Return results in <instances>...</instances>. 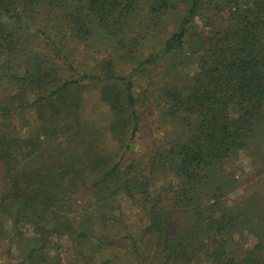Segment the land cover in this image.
Segmentation results:
<instances>
[{
    "label": "trees",
    "instance_id": "trees-1",
    "mask_svg": "<svg viewBox=\"0 0 264 264\" xmlns=\"http://www.w3.org/2000/svg\"><path fill=\"white\" fill-rule=\"evenodd\" d=\"M180 1L0 0L1 256L264 264V0ZM187 53L186 81L152 78ZM91 97L103 124L84 114ZM150 105L168 137L136 155ZM244 150L260 160L259 188L227 204Z\"/></svg>",
    "mask_w": 264,
    "mask_h": 264
},
{
    "label": "rangeland",
    "instance_id": "rangeland-1",
    "mask_svg": "<svg viewBox=\"0 0 264 264\" xmlns=\"http://www.w3.org/2000/svg\"><path fill=\"white\" fill-rule=\"evenodd\" d=\"M187 0L180 1L181 8H184L185 3ZM185 2V3H184ZM172 25H168V28H171ZM169 33V32H167ZM168 61L160 60L159 63L152 68L150 71V74L152 75V78H155L157 82L161 81L162 79H168L169 82L175 83V82H183L186 81V77L191 75L193 71H195L197 67V57L195 55H188L186 54V57L176 56L174 60V66L175 68H171L168 64ZM172 63V62H171ZM165 76H167L165 78ZM146 77H141V89L143 87H146L144 85H148V81L146 83ZM162 80V81H163ZM156 82V83H157ZM151 89L152 86L150 87ZM153 94H156L155 92ZM95 97H91V99L86 103V105L83 106L84 108V114L85 116H89L90 119L96 120L99 124H103L105 116H107V107L102 105L101 103H98L94 99ZM95 104H97L95 106ZM83 113V112H82ZM158 107L156 105H150L145 109L144 119L145 122L142 123L139 133L137 134V137L133 140L132 148L134 153L136 155L140 154L142 149L145 147V143L149 140V138L155 142L157 138H164L168 137L166 133L164 132V129L161 128V126L158 123ZM26 114V116L29 118V121L35 122L36 114L35 112L30 113H22L21 116ZM83 115V114H82ZM21 116H17L15 118V122L17 124V131L18 135H27L30 133V130L28 131L27 127H24L20 123ZM149 132V134H148ZM147 134V135H146ZM154 139V140H153ZM146 148V147H145ZM263 153H264V145H263ZM261 157V156H260ZM256 161V156H251L247 151H241L239 154L238 159L234 164H230L228 167L234 172V175L238 177V179L242 180L239 187L234 190L232 193L227 195L225 198V202L227 204H231L232 202L247 196L252 191L259 188L258 185V179L261 176V171L259 169H256L258 166V163ZM261 161L264 163V158L262 157ZM2 168V166L0 165ZM3 171H0L2 173ZM161 186V181H158L155 186L152 187V190L154 192H157ZM0 190H1V181H0ZM83 198V194L77 196V202L80 203ZM136 210V208L134 209ZM137 214L135 213L134 216H132L131 219H133ZM62 240V241H61ZM59 244L61 245L59 248L60 258H62V261L67 262L72 260L75 257L76 249L73 247L69 241L66 239H61ZM2 249H6L5 246H2ZM0 250V251H1ZM56 250L51 249L49 253L53 255L56 253ZM17 254L16 249H12L10 257H6L5 255L0 254V264H7L8 260L11 264H14V256ZM52 262V260H51Z\"/></svg>",
    "mask_w": 264,
    "mask_h": 264
}]
</instances>
